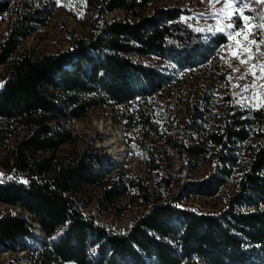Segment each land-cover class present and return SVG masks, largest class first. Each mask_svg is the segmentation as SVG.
Masks as SVG:
<instances>
[{
	"label": "trees",
	"instance_id": "obj_1",
	"mask_svg": "<svg viewBox=\"0 0 264 264\" xmlns=\"http://www.w3.org/2000/svg\"><path fill=\"white\" fill-rule=\"evenodd\" d=\"M67 1L85 33L33 52L23 41L56 0H0V204L19 208L0 210V249L26 248L29 264H264V108L238 104L231 75L213 68L227 36L161 0ZM203 67L225 84L219 117L206 119L211 96L201 91L181 120L157 119L153 95ZM97 107L113 111L126 143L137 140L141 169L88 142L75 146L72 121ZM228 181L220 204H192ZM86 187L99 213L120 198L144 208L114 228L82 209Z\"/></svg>",
	"mask_w": 264,
	"mask_h": 264
},
{
	"label": "rangeland",
	"instance_id": "obj_2",
	"mask_svg": "<svg viewBox=\"0 0 264 264\" xmlns=\"http://www.w3.org/2000/svg\"><path fill=\"white\" fill-rule=\"evenodd\" d=\"M160 2L185 6L187 9L191 10V20L207 29H210V26L216 25L217 19L213 18L212 13L216 12L223 5V0H220V3H213L211 6L210 0H161ZM79 14L80 10L67 0H60L59 4L56 2L55 9L47 22L37 32L27 37L23 41V45L30 47L33 52L55 51L66 47L70 43L69 37L71 33L80 35L86 31V28L80 22ZM237 23L239 24L240 21H237ZM6 29L7 22L0 20V36ZM227 43L228 40L220 47L216 57V65L213 66V68L217 72L224 69L229 73L232 83L239 85V87L235 88L236 93H240V89L243 88L246 83H250L252 78L251 76L246 80H238L236 78L245 71L248 65H240V72L238 73H233L232 69L227 66L225 60H228V63L233 67L238 65V61L234 57L228 55L231 50L224 47ZM248 44L252 52L255 53V46L251 45L250 41ZM234 48L235 44H233V49ZM141 60L144 63H157V60L151 57L142 56ZM3 68L4 67L1 66L0 71H2ZM257 83H264V80L258 81ZM257 90L264 91V89ZM201 91L211 96L210 102L213 114H211V116H206V119H217L221 110L219 104L223 101L222 96L225 92V84L215 80L207 67L184 72V74L176 80V84L161 93L154 94L152 98L153 113L159 120L166 118L181 120L187 114L190 101L195 99L197 94ZM248 95L249 93L246 92L240 93L238 99H240L241 96L246 97ZM243 104H248V102H244ZM71 127L76 136L74 142L75 146H80L83 142H88L101 151H104L108 158L117 163H124L126 160L133 169L142 168L143 164L141 161V154L136 144L137 140L126 143L125 136L121 130V124L110 108L97 107L89 109L85 115L74 119L71 123ZM133 136L137 138L135 132H133ZM71 145L72 144L63 145L59 148L58 152H65ZM209 167L210 164L206 162L201 164L194 173L199 176L206 172ZM233 188V182L228 181L221 188L218 195L212 198L195 197L191 202L202 209H211L220 204L225 191H231ZM95 192L96 190L94 188L86 187L78 193L82 209L86 212L93 213L99 222L106 223L114 228H127L134 217L144 208L142 204L132 203L126 198H120L115 208L99 213L94 207ZM5 207L19 210L18 207L11 204H0V210ZM116 207L121 208V210ZM35 227L34 225L33 229L38 230V228ZM36 232L41 235L40 231ZM34 242L35 240L32 237L27 236L24 238L26 246L33 245L35 244ZM7 260H13L15 264H29L28 251L26 248L21 247L14 250L0 249V262L3 263Z\"/></svg>",
	"mask_w": 264,
	"mask_h": 264
},
{
	"label": "snow or ice",
	"instance_id": "obj_3",
	"mask_svg": "<svg viewBox=\"0 0 264 264\" xmlns=\"http://www.w3.org/2000/svg\"><path fill=\"white\" fill-rule=\"evenodd\" d=\"M56 2L59 4L60 0ZM213 3H220V0H210V6ZM212 16L217 19V23L210 26V29L227 36L228 43L224 47L231 50L228 55L238 61L236 67L228 63V60H225V63L233 73L240 72V65H248L236 78L238 80H246L249 76L252 78L250 83H246L240 89V93L246 92L249 95L241 96L237 103L243 106L244 102H248L250 108H264V91L257 90L264 89V83H257L264 80V0H223L222 7L213 12ZM249 41L255 46V53L249 47ZM232 87L236 88L239 85L233 84ZM240 93L233 95L240 96Z\"/></svg>",
	"mask_w": 264,
	"mask_h": 264
},
{
	"label": "water",
	"instance_id": "obj_4",
	"mask_svg": "<svg viewBox=\"0 0 264 264\" xmlns=\"http://www.w3.org/2000/svg\"><path fill=\"white\" fill-rule=\"evenodd\" d=\"M36 225H37V223H36ZM37 226H38V225H37ZM37 228H38V227H37ZM36 231H37V229H34L33 233H37Z\"/></svg>",
	"mask_w": 264,
	"mask_h": 264
},
{
	"label": "bare ground",
	"instance_id": "obj_5",
	"mask_svg": "<svg viewBox=\"0 0 264 264\" xmlns=\"http://www.w3.org/2000/svg\"><path fill=\"white\" fill-rule=\"evenodd\" d=\"M38 231V230H37Z\"/></svg>",
	"mask_w": 264,
	"mask_h": 264
}]
</instances>
